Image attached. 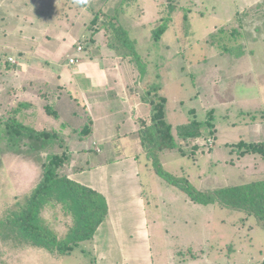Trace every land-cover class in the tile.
Returning <instances> with one entry per match:
<instances>
[{
	"label": "rangeland",
	"instance_id": "rangeland-1",
	"mask_svg": "<svg viewBox=\"0 0 264 264\" xmlns=\"http://www.w3.org/2000/svg\"><path fill=\"white\" fill-rule=\"evenodd\" d=\"M116 9L118 24L135 42L139 61L111 49L105 19L96 17L100 10L113 15ZM172 10L168 31L155 40L153 30ZM220 29L225 34L219 36ZM235 31L240 34L238 42L231 52L222 51L224 42L233 44ZM30 36L43 43L35 46ZM15 43L23 50L32 49L39 60V54L46 57L52 68V54L66 64L69 57L78 59L77 51L83 49L74 68L90 70L98 90L105 79L111 81L106 94L95 96L102 102L95 107L101 124L119 123L128 99L134 104L127 106L129 116L133 108V119L149 116L147 102L152 98L147 90L154 99L156 94L166 98V121L173 127L192 118L205 123L201 139L180 142L181 152L164 151L160 158L165 171L187 178L193 188L205 191L264 178V161L250 152L253 145L264 144V0H0V87L5 90L13 84L9 74L15 70L7 57L22 55L16 53ZM42 45L46 55L40 51ZM39 64L34 63L42 69ZM19 84L23 83L16 77L15 87ZM65 91L78 99L74 89ZM12 106L0 102V120L9 117ZM110 108L119 115L111 114ZM33 111L31 117L18 116L23 124L38 132L61 134L58 139L64 143L42 144L46 141L23 136V143L8 146L0 132V220L12 215L19 202L26 203L49 156L69 152L71 160L61 169L66 176L70 167L74 171L89 160V164L97 157L105 161L108 156L111 161L105 168L94 166L89 174L97 179L101 174L112 176L94 185L109 205L101 233L113 242L116 258L120 255L123 261L125 249L126 264L264 263V228L258 221L217 204L193 203L182 189L158 175L138 134L131 141L117 140L110 154L104 149L108 142H99L103 155L89 151L83 156L81 149L91 148L92 138L81 142L77 132L64 133L62 126L75 122L68 110L64 122L45 111ZM113 128L107 126L103 136H110L108 129ZM118 156L126 159L118 163ZM43 220L60 239L71 225L60 207L48 208ZM92 244L93 240L70 255L53 257L45 250L0 238V264H92Z\"/></svg>",
	"mask_w": 264,
	"mask_h": 264
},
{
	"label": "trees",
	"instance_id": "trees-1",
	"mask_svg": "<svg viewBox=\"0 0 264 264\" xmlns=\"http://www.w3.org/2000/svg\"><path fill=\"white\" fill-rule=\"evenodd\" d=\"M172 13L173 10L153 30L155 40L159 41L168 31L172 20L170 14ZM99 15L105 19L106 25L104 26L108 35L110 34L109 46L111 49L125 54L126 58L131 57L134 62L139 61L135 42L130 39L123 26L118 24L120 10L116 9L113 15L100 10L96 13V17L99 18ZM225 32L224 29H220L218 31L219 36ZM233 36V44L224 42L225 46L222 51L231 52V48L238 42L237 37H240V34L235 31ZM155 87L152 86L153 90ZM147 95L152 98L147 102L151 111L149 116L139 119L138 135L143 151L158 175L169 185L182 189L193 203L199 205L217 204L221 208L241 212L247 217L255 218L259 225L264 228V178L242 185L199 191L193 188L187 178L176 177L163 169L160 165L161 154L164 151L181 152L183 147L180 142L185 143L201 139L203 137L202 126L205 123L197 118H192L188 123L173 127L166 121V98L156 94V99H154L150 90H147ZM45 111L59 119L57 112L51 105H46ZM19 112L20 110L15 108L8 118L0 120V132L4 134L7 141L6 145H20L19 143H23V136H28L32 140L46 141L42 144L52 141L49 145H53L55 142L59 143L60 146L63 145L64 142L62 141L64 140L58 139L60 135L56 132H38L24 125L18 117ZM73 132H77L81 142L89 139L93 133L92 119L89 118L81 128L73 130ZM39 146L40 144H37L35 147ZM102 151V148L98 147L94 153L98 155ZM182 152L185 155V152ZM250 152L258 154L264 161V144L253 145ZM69 156V152L66 151L61 155L49 156L42 167V179L26 198V203L21 205L19 202L20 204H17L12 215L0 220V238L17 245L45 250L53 257L70 255L81 244L94 239L97 231L109 216V205L105 196L100 192L70 179L68 175H62L61 169L66 164L68 165L69 160H71ZM95 160L97 159L91 161L90 164L89 160L86 165L75 169L74 172L90 170L96 166ZM52 207L62 208L64 214L71 219V225L68 226L67 234L63 239H60L44 223L43 213Z\"/></svg>",
	"mask_w": 264,
	"mask_h": 264
},
{
	"label": "crops",
	"instance_id": "crops-1",
	"mask_svg": "<svg viewBox=\"0 0 264 264\" xmlns=\"http://www.w3.org/2000/svg\"><path fill=\"white\" fill-rule=\"evenodd\" d=\"M30 39L36 41V39H34V37L32 36H30ZM38 43L39 42L36 41L35 46H37ZM42 43L43 41L39 43V45H41ZM13 46L14 48H17L18 52L16 53L22 55L17 57L16 54L10 53V55L7 57L8 65H10V67L15 66L14 73L9 74V77L13 82V84L9 87V90H5V87L3 88L0 87V102L4 104L7 103L8 101L11 102V104H14V106L12 107L14 109L18 108L20 110L18 116L24 118L31 117L34 115L33 108H35V111L36 109L37 110L39 109V112H41V111H45L46 105H51L58 114L59 120L57 121L64 122L65 120L67 121L66 116L64 114L67 113L68 110L70 117L75 119V122L70 121V123H66L62 126L64 128L63 130H66L64 132L66 135H68V133L70 134L75 129L81 128L88 121L89 118L92 119L93 133L92 136L90 137L92 138L90 142L91 148H82L81 152L83 153V156L86 155L87 152H89L90 150L95 152L98 149V147L101 146L99 142H103V143L108 142L105 144L107 145V149L105 147L104 149H105V154L107 153L110 154L109 152L113 151L114 144L117 142V140H119L120 138H124L125 140L131 141L132 137L138 134L139 131L138 125L140 118L133 119L132 113L135 111V108H133L131 112V116L127 114V106L130 104L134 105L129 99L123 104V112H121L122 116H119L120 117L119 123L113 124L115 122H111L109 120H106L109 123L101 124L99 122V119L97 118L96 115L98 109H96L95 107L101 104L102 102L97 100L95 96L100 94H106L108 90L106 84L109 85L111 81L105 79L106 84H103L102 88L98 90L99 87L95 86V80L93 79L94 76L91 75L92 72H90V70H82V69L74 68L75 65L81 62L83 49L77 51L78 59H76L77 62L73 64L69 62V60L72 57L68 58V63L63 64L59 61L58 56L52 54L53 56L50 57V59L54 61L52 65L54 66V68H52L50 64L46 61L47 58L43 57L41 54H39V56L43 60L37 59L36 58L38 57L37 53H34L32 49L23 50L20 47L19 43H15L13 44ZM45 47L46 45H42L40 48L41 53L44 55H46V51L44 49ZM9 58H14L17 64H12V63L10 64L8 61ZM37 61H40L39 65L40 68L42 69L36 68V66L34 65V63H36ZM42 63H45L46 65H43ZM33 71H35L36 73L39 72L40 75L39 73L34 74ZM103 76L104 78L107 77V75L105 74H103ZM16 77H19V79L23 83V84H19L17 87H15ZM69 88H72L76 91V94H78L79 96L78 97L79 100L78 99L74 100V98H72V96L65 91ZM79 109L81 111H79ZM109 112L111 114L115 113V115L118 114L117 112H114L111 108L109 109ZM46 115L49 116V114L47 113ZM121 119L123 120L120 121ZM111 125H115V128H113L112 130L108 129V132H111V135L108 137L103 136L104 132L107 130V126H111ZM74 147H71L72 150ZM76 152H74V155H76ZM101 153L103 155V151ZM113 157L115 158L117 156L114 155ZM108 158L109 157L107 156L105 161H103V159L100 161V157H97V160H95L96 161L95 165L100 166V169L105 168L104 167L105 163L111 161ZM122 159H126V158L121 156L116 160H118L117 162L120 163L124 161ZM137 160H139L138 157ZM70 170L71 172L69 173L68 176L69 178L75 180L80 184L86 185L100 192L101 194H103L101 189L96 187L94 184H98L97 186L102 185L104 180L110 179L112 177L111 175L105 176V174H101L99 179H97V178H93V176L91 175L92 173L89 174L90 173L89 170L74 172L71 167ZM85 173L89 175H85ZM85 178H87V181H83V179ZM135 181L139 184L138 178H135ZM103 227H104V223L101 225V227L99 228L93 239L92 251H94L93 258L95 262L94 263L92 262V264H120V262L122 261L121 256L119 255V257L116 258L113 252L111 251L113 242H110L109 240L107 241L108 238L106 239L105 235H102L101 233ZM117 245H119V242ZM81 249L84 250L83 248ZM123 251H124L123 252L124 259L122 261V264H126L127 255L125 249H123ZM147 262L148 264H150V260ZM251 264H255V263H251Z\"/></svg>",
	"mask_w": 264,
	"mask_h": 264
},
{
	"label": "built area",
	"instance_id": "built-area-1",
	"mask_svg": "<svg viewBox=\"0 0 264 264\" xmlns=\"http://www.w3.org/2000/svg\"><path fill=\"white\" fill-rule=\"evenodd\" d=\"M80 50H81V48H80ZM9 61H10V63H12V64H17L14 58H9ZM75 62H77L76 59H70V63H71V64H73V63H75Z\"/></svg>",
	"mask_w": 264,
	"mask_h": 264
}]
</instances>
